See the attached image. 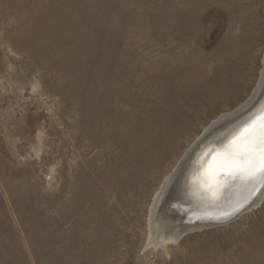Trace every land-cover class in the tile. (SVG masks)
I'll list each match as a JSON object with an SVG mask.
<instances>
[{"label":"rangeland","instance_id":"374dc122","mask_svg":"<svg viewBox=\"0 0 264 264\" xmlns=\"http://www.w3.org/2000/svg\"><path fill=\"white\" fill-rule=\"evenodd\" d=\"M263 58L264 0H0V264H264V195L149 245L165 177Z\"/></svg>","mask_w":264,"mask_h":264},{"label":"bare ground","instance_id":"6f19581e","mask_svg":"<svg viewBox=\"0 0 264 264\" xmlns=\"http://www.w3.org/2000/svg\"><path fill=\"white\" fill-rule=\"evenodd\" d=\"M221 73L224 74V70H222ZM223 74L221 82L224 83L227 79ZM263 91L264 58L258 84L250 97L238 107L244 108L257 97L259 92ZM238 107H236L234 111H236ZM234 111L231 110L221 114L213 119L204 129L207 130L212 123L216 122L218 119H222V117L231 116ZM261 121H264V95L261 97L257 106L252 108L250 112H247L245 116L234 122L231 121L227 124L220 125L210 134V140L206 142L199 151L196 162L192 165L191 162L186 164L185 170L180 175L181 177L176 186H183L186 180H182L184 175L186 178L188 173L191 172L192 176L190 181L183 187V190L179 188L175 192V189L170 190V186H172L173 183L172 179L174 178L179 164L188 153L190 146L188 147L189 149L184 152L180 161L178 160L179 162L174 170L165 177L163 184L155 195L150 214L151 238L149 240V245L166 246L168 242L178 241L183 230L195 229L200 224H204L197 220L193 222L192 218L194 216L203 214L209 216L217 211L227 212L231 207L240 206L243 202L250 200L263 186L250 204L254 206L260 202L264 195V176L259 174L250 177L233 175L230 170L221 166V161L224 157L225 147L237 141L241 136L258 126ZM199 136H197L193 142H195ZM213 141H215L214 144L209 146ZM196 170H198L197 173L195 172ZM177 194H179V196H177ZM165 195L167 196L166 200L164 198ZM230 200L234 201H231L230 204ZM172 202L174 206L179 205L181 211H185L188 215L194 216L192 218H186L180 214L178 215L175 213V210L171 208ZM200 219H207V217H199L198 220Z\"/></svg>","mask_w":264,"mask_h":264},{"label":"water","instance_id":"95a60500","mask_svg":"<svg viewBox=\"0 0 264 264\" xmlns=\"http://www.w3.org/2000/svg\"><path fill=\"white\" fill-rule=\"evenodd\" d=\"M264 95V91L263 92H259V94L257 95V97L255 99H253L248 105H246L244 108H239L237 109L236 111H234V113L229 116V117H222V119H218L216 120V122L212 123L208 128L207 130H204V132L199 136V138L193 143V145L190 147V149L188 150V153L186 154V156L184 157V159L182 160V162L179 164L178 166V169L176 170L175 174H174V178L172 179V186H170V190H174L175 189V192L177 191V189H181L183 190V187L186 186L188 184V182L190 181L191 179V172L188 173V175L186 176L185 178V175H184V178L182 180H185V182L183 183V186H176V184L179 182V179H180V175L183 173V171L185 170V166L187 163L191 162V165L194 164L197 160V157H198V154H199V151L201 150V148L204 146V144L206 142H209L210 140V134L217 128L219 127L220 125L222 124H227L231 121H235L243 116H245V114L247 112H250L252 110V108H254L255 106H257V104L260 102L261 100V97ZM215 141L211 142V145L214 144ZM213 149V148H212ZM209 154V153H208ZM188 167V166H187ZM199 170V168H198ZM196 170L195 172L197 173ZM221 176V175H220ZM223 176V174H222ZM263 187V186H262ZM261 187V188H262ZM261 188L258 190V192L256 194L253 195V197H251L250 200H248L247 202H243L242 205L240 206H235L234 208L231 207V209H227L228 211L227 212H219L217 211L216 213L212 214V215H188L185 211H181L180 208H179V205H173V202H172V205H171V208L172 210H175V213H177L178 215H182L186 218H192V221L195 222L196 220L199 221L200 223H204V224H200L198 227H196L195 229H186V230H183L182 231V234L180 236V238H182L184 235H186L187 233L189 232H192L194 230H197V229H201L203 227H211V226H215V225H222V224H226L230 221H233L234 219H236L237 217H239L244 211H246L249 207H251L252 205L250 204L252 202V199L255 198L259 191L261 190ZM169 190V189H168ZM252 191V190H251ZM174 192V193H175ZM180 194V193H179ZM179 194H177V196H179ZM166 195L164 196L165 200H166ZM182 197V196H181ZM231 201H234V200H230V204H231ZM229 203V202H228ZM251 205V206H250ZM199 217H207V219H200L198 220ZM197 218V219H196ZM179 238V239H180Z\"/></svg>","mask_w":264,"mask_h":264},{"label":"snow or ice","instance_id":"6c2138e0","mask_svg":"<svg viewBox=\"0 0 264 264\" xmlns=\"http://www.w3.org/2000/svg\"><path fill=\"white\" fill-rule=\"evenodd\" d=\"M221 166L236 176H264V121L225 147Z\"/></svg>","mask_w":264,"mask_h":264}]
</instances>
